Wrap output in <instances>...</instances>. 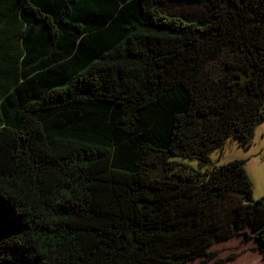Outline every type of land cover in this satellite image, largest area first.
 <instances>
[{
    "label": "trees",
    "instance_id": "1",
    "mask_svg": "<svg viewBox=\"0 0 264 264\" xmlns=\"http://www.w3.org/2000/svg\"><path fill=\"white\" fill-rule=\"evenodd\" d=\"M263 107L264 0H0V264L264 257Z\"/></svg>",
    "mask_w": 264,
    "mask_h": 264
},
{
    "label": "rangeland",
    "instance_id": "2",
    "mask_svg": "<svg viewBox=\"0 0 264 264\" xmlns=\"http://www.w3.org/2000/svg\"><path fill=\"white\" fill-rule=\"evenodd\" d=\"M210 157L211 163L207 165L208 168L235 158L245 159V169L253 183V196L264 197V119L256 124L251 144L246 145L230 136L221 147L211 151ZM172 160L187 163L197 169L203 168L196 159L175 156ZM247 233L250 235L249 231ZM254 246L255 242L252 239L238 235L211 246L210 252L213 255L201 256L187 264H217L231 255L235 256L234 259L226 260L223 264H264V257L254 249Z\"/></svg>",
    "mask_w": 264,
    "mask_h": 264
}]
</instances>
